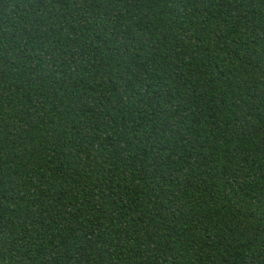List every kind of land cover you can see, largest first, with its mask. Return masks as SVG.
<instances>
[{"label": "trees", "instance_id": "16d2710c", "mask_svg": "<svg viewBox=\"0 0 264 264\" xmlns=\"http://www.w3.org/2000/svg\"><path fill=\"white\" fill-rule=\"evenodd\" d=\"M0 264H264V0H0Z\"/></svg>", "mask_w": 264, "mask_h": 264}]
</instances>
